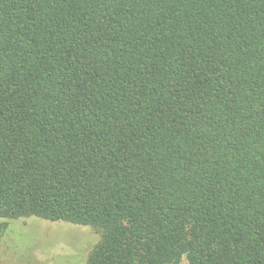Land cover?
I'll return each instance as SVG.
<instances>
[{
    "label": "trees",
    "instance_id": "16d2710c",
    "mask_svg": "<svg viewBox=\"0 0 264 264\" xmlns=\"http://www.w3.org/2000/svg\"><path fill=\"white\" fill-rule=\"evenodd\" d=\"M31 216L97 231L85 264H264V0H0V217Z\"/></svg>",
    "mask_w": 264,
    "mask_h": 264
},
{
    "label": "rangeland",
    "instance_id": "374dc122",
    "mask_svg": "<svg viewBox=\"0 0 264 264\" xmlns=\"http://www.w3.org/2000/svg\"><path fill=\"white\" fill-rule=\"evenodd\" d=\"M0 228V264H85L100 240L89 226L36 216L0 217Z\"/></svg>",
    "mask_w": 264,
    "mask_h": 264
}]
</instances>
